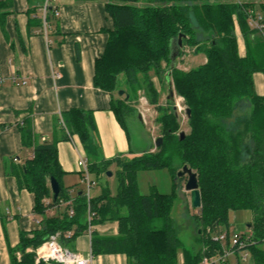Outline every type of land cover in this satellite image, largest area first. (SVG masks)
<instances>
[{"label": "trees", "instance_id": "obj_1", "mask_svg": "<svg viewBox=\"0 0 264 264\" xmlns=\"http://www.w3.org/2000/svg\"><path fill=\"white\" fill-rule=\"evenodd\" d=\"M87 1L104 2L115 25L104 55L96 61L94 82L113 95L112 109L118 121L126 127L124 116L129 114L130 100L118 96L121 77L129 87L126 93L143 90L150 103L157 105L160 94L152 74L166 75V79L170 75L175 95L191 110V118H187L190 132L179 141V114L168 100L169 106L160 110V148L131 159L97 162L89 155L90 173L97 183L116 167L118 191L112 195L104 189L88 203L85 191L71 196L63 187L65 173L57 142L36 144L32 122L25 120L20 125L22 145L33 149V156L24 166L11 165L10 172L20 190L35 196L34 213L42 220L39 230L21 233L19 246L9 248L11 264H47L37 262L36 250L52 236H58L67 248L88 232L90 213L93 226L118 222L120 227L114 238L93 234L94 257L122 254L128 264H203L229 248V242L217 240V232L229 228L231 213L240 211L252 213L250 233L241 236L243 240L250 237L246 245L252 263L264 264V96L257 94L254 82L255 75L264 74V36L249 24L251 11L264 17V0ZM7 9L9 4L0 0V15H7ZM181 34L184 48L179 51L177 66L172 67V46L178 47ZM239 38L246 48L243 56ZM186 48L203 54L206 62L190 71L178 69ZM62 118L65 139L78 136L88 154L98 152L92 136L96 130L92 113L72 110ZM184 167L198 175L202 199V208L193 215L197 236L192 247L180 239L173 215L185 182L178 173ZM163 169L172 175L173 193L162 194L152 188L149 195H143L139 174ZM52 178L62 187L56 204L50 188ZM53 210H58L57 214L49 216Z\"/></svg>", "mask_w": 264, "mask_h": 264}, {"label": "crops", "instance_id": "obj_2", "mask_svg": "<svg viewBox=\"0 0 264 264\" xmlns=\"http://www.w3.org/2000/svg\"><path fill=\"white\" fill-rule=\"evenodd\" d=\"M2 1L10 10L0 15V264H11L9 248L19 246L21 233L39 230L42 220L34 213L35 196L20 190L10 172L11 165L24 166L33 156V149L22 145L20 125L25 120L32 122L36 144L57 142L65 173L63 187L71 196L86 189L77 166L79 154L90 164L89 155L99 162L131 159L141 152L135 153L127 128L113 112V95L94 82L96 61L104 55L109 33L115 29L106 4L58 0L53 8L58 9L59 16L50 14L46 33V0ZM239 46L243 56L246 48L241 38ZM254 82L257 94L264 96V74L255 75ZM72 110L93 114L96 130L92 136L99 147L95 154L87 153L78 136L72 137L73 142L65 139L60 124L63 114ZM99 196L98 192L92 197ZM56 214V210L48 213ZM119 230L118 222H106L94 226L93 234L114 238ZM67 249L87 256L92 251V239L86 233ZM93 264H128V259L122 254L98 255Z\"/></svg>", "mask_w": 264, "mask_h": 264}, {"label": "rangeland", "instance_id": "obj_3", "mask_svg": "<svg viewBox=\"0 0 264 264\" xmlns=\"http://www.w3.org/2000/svg\"><path fill=\"white\" fill-rule=\"evenodd\" d=\"M215 3L216 0H210ZM205 56L203 54H196L194 49L186 48L183 56L178 61V69L183 71H190L193 68L205 63ZM163 69H166V64L163 63ZM166 75L152 74L153 84L160 94L159 103L152 105L143 90L134 91L129 90V114L124 116L125 126L129 132V136L137 152H144L147 150H156L155 143L162 137V125L160 123L161 109L167 108L169 94L168 80ZM120 91H126L127 86L125 77H121L119 80ZM118 92V96H119ZM125 99L126 96H122ZM174 106L177 108L179 114V121L181 126V132L189 134L190 128L188 126V119L186 116V105L182 98L175 96ZM142 117V120L140 119ZM180 133L178 134L180 136ZM113 176L110 178L106 175L99 178V185L92 191V196L99 192V195L103 193L104 189H109L112 195H116L118 191V179L116 176V169H111ZM93 179L96 177L93 175ZM139 187L143 195H149L152 188H156L162 194H172L174 189L173 178L168 169L158 171H145L139 174ZM185 182L181 187L180 201L176 204L173 212L174 218L177 221L179 227V237L186 247H192L195 243L194 240L197 236L196 222L193 215L196 214V210L191 208V195L185 191L187 183V177L184 178ZM83 188V186H82ZM99 190V191H98ZM64 208H62L63 210ZM58 210H56L57 212ZM252 222V213L249 211H240L231 213L229 228H222L223 234H229L230 239H233L235 235L242 236L250 233V224ZM20 258V254L17 255ZM236 258H229V263L235 264ZM241 264H253L251 257L249 262L242 261Z\"/></svg>", "mask_w": 264, "mask_h": 264}, {"label": "built area", "instance_id": "obj_4", "mask_svg": "<svg viewBox=\"0 0 264 264\" xmlns=\"http://www.w3.org/2000/svg\"><path fill=\"white\" fill-rule=\"evenodd\" d=\"M58 0H46L43 11H44V25L45 32L49 29V21L48 18L50 14H54L55 16H59L58 9L53 8V5L56 4ZM249 24L252 29L260 32L264 36V17L260 13H256L255 11L250 12ZM1 83V80H0ZM70 140L73 142V138L70 137ZM77 166L79 172L82 174L83 182L85 184V195L88 200V203L91 202L92 199V191L98 186L96 180L92 178L89 169L88 159L79 154V160L77 162ZM68 205V204H67ZM70 214L73 215L74 211L71 209ZM93 215L89 214V230L88 236L92 239L93 236V228L92 225ZM72 235L71 233L69 234ZM217 240L227 243L229 242V248L224 251L223 255L215 257L214 259L208 260L206 259L203 264H227L229 263V258H236V264H241L242 261H248L250 259V254L247 251L246 242H249L250 237H246V240H243L241 236L235 235L233 239H230L227 234H223L220 232L217 235ZM229 238V239H228ZM36 258L37 262H44L47 264H93L94 255L92 251L87 255H83L81 253H75L67 248L63 247L59 241L58 236H52L47 242H45L39 249L36 250Z\"/></svg>", "mask_w": 264, "mask_h": 264}, {"label": "water", "instance_id": "obj_5", "mask_svg": "<svg viewBox=\"0 0 264 264\" xmlns=\"http://www.w3.org/2000/svg\"><path fill=\"white\" fill-rule=\"evenodd\" d=\"M183 39H184V35H180L178 38V47L176 46H172V54H171V58H172V67H176L177 66V57L179 56V51L183 50L184 48V44H183ZM167 80H168V85H169V98L168 100L170 102H175V92H174V88H173V83L171 81L170 75L167 76ZM119 96H126V101H128L130 99V95L127 94L125 91H120L119 92ZM176 108V107H175ZM177 109V108H176ZM186 116L188 119L191 118V110L187 109L186 110ZM140 119L142 120V117L140 116ZM186 139V133L185 132H181L180 136H179V141L183 142ZM163 144V139L159 138L156 143L155 146L156 148H160ZM108 177H112L113 173L112 172H108L107 173ZM178 177L179 178H185L187 177V183L185 186V191L187 193H190L191 195V208L194 210H199L202 208V199H201V192L199 190V182H198V175L190 168L188 167H184L182 171H180L178 173ZM50 188H51V192H52V200L53 203L56 204L59 200L60 194L62 192V187L60 185V183L55 179L52 178L50 180ZM249 228H251V226H249ZM200 234H202V231H200ZM220 232H217V235H219Z\"/></svg>", "mask_w": 264, "mask_h": 264}]
</instances>
